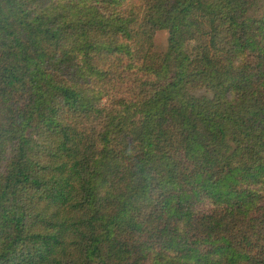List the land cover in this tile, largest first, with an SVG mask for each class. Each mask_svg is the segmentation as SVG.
<instances>
[{"label": "trees", "instance_id": "obj_1", "mask_svg": "<svg viewBox=\"0 0 264 264\" xmlns=\"http://www.w3.org/2000/svg\"><path fill=\"white\" fill-rule=\"evenodd\" d=\"M0 264H264V0H0Z\"/></svg>", "mask_w": 264, "mask_h": 264}, {"label": "rangeland", "instance_id": "obj_2", "mask_svg": "<svg viewBox=\"0 0 264 264\" xmlns=\"http://www.w3.org/2000/svg\"><path fill=\"white\" fill-rule=\"evenodd\" d=\"M168 33L166 31H160L156 34L154 39L155 50L157 52H164L167 48Z\"/></svg>", "mask_w": 264, "mask_h": 264}]
</instances>
